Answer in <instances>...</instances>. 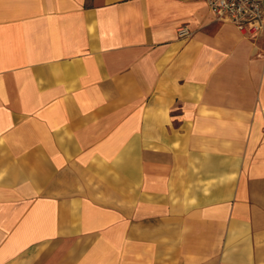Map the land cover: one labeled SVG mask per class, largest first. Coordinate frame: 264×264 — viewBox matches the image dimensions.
Returning <instances> with one entry per match:
<instances>
[{"label":"crops","instance_id":"1","mask_svg":"<svg viewBox=\"0 0 264 264\" xmlns=\"http://www.w3.org/2000/svg\"><path fill=\"white\" fill-rule=\"evenodd\" d=\"M0 264H264V40L205 0H0Z\"/></svg>","mask_w":264,"mask_h":264},{"label":"built area","instance_id":"2","mask_svg":"<svg viewBox=\"0 0 264 264\" xmlns=\"http://www.w3.org/2000/svg\"><path fill=\"white\" fill-rule=\"evenodd\" d=\"M214 19L230 22L251 38L264 40V0H205ZM180 36L189 34L185 26L177 28Z\"/></svg>","mask_w":264,"mask_h":264}]
</instances>
